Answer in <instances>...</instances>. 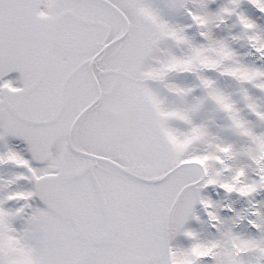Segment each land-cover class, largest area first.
<instances>
[{"label":"snow or ice","instance_id":"6c2138e0","mask_svg":"<svg viewBox=\"0 0 264 264\" xmlns=\"http://www.w3.org/2000/svg\"><path fill=\"white\" fill-rule=\"evenodd\" d=\"M0 264H264V0H0Z\"/></svg>","mask_w":264,"mask_h":264}]
</instances>
